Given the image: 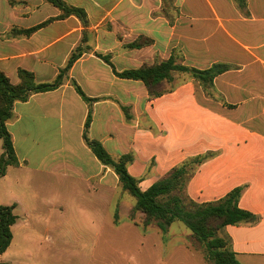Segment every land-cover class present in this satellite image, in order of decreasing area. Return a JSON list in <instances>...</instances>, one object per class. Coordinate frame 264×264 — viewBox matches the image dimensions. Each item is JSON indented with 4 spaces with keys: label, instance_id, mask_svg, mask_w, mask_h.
Here are the masks:
<instances>
[{
    "label": "crops",
    "instance_id": "0c3cea01",
    "mask_svg": "<svg viewBox=\"0 0 264 264\" xmlns=\"http://www.w3.org/2000/svg\"><path fill=\"white\" fill-rule=\"evenodd\" d=\"M62 1L86 12L87 29L76 17L60 19L61 11L45 0H0V72L11 84H19V70L52 83L76 49L84 50L61 87L14 104L6 128L18 166L0 178V206L16 205L26 225L33 213L56 214L61 231L71 212H106L112 226L120 227L123 216L127 230L148 238L137 200H127L117 174L87 146L91 114L88 138L115 160L133 157L127 171L141 192L197 158L202 162L184 190L190 201L216 203L242 188L238 207L253 218L218 236L241 264H264V0H246L244 10L233 0ZM139 41L149 43L131 47ZM172 56L200 71L230 68L214 79L212 96L198 81L174 73L173 88L151 99L143 82L116 74ZM3 146L0 140V157ZM44 180L53 185L44 199L27 189Z\"/></svg>",
    "mask_w": 264,
    "mask_h": 264
},
{
    "label": "trees",
    "instance_id": "16d2710c",
    "mask_svg": "<svg viewBox=\"0 0 264 264\" xmlns=\"http://www.w3.org/2000/svg\"><path fill=\"white\" fill-rule=\"evenodd\" d=\"M61 11L60 19L76 17L81 22L84 29L89 26L88 17L83 9H79L66 4L62 0H45ZM239 8L246 9V0H233ZM53 20H49L52 22ZM36 29L24 32L29 35ZM149 41H139L131 45L133 48H140L148 44ZM84 53L79 47L73 53L67 66L62 69L57 79L52 83H37L33 73L19 70V84L13 85L10 80L0 72V140L3 141V154L0 157V178L6 175L9 166H18V161L13 149L12 136L8 132L6 125L13 118V107L17 102H26L31 95L50 92L58 89L66 80H69L68 73L75 63ZM104 60L109 63L108 58ZM225 64H215L210 69L200 71L188 68L177 63L176 56H172L166 62L152 67L144 66L138 70H129L116 73L122 79L141 81L145 84L151 99L157 98L168 91L164 88L165 83L173 81V74H188L191 79L198 81L205 93L212 96V86L214 79L229 70ZM79 95L88 103L93 101L87 99L77 84L73 81ZM91 122L89 114L84 132V139L97 159L107 167H110L119 177L123 189L128 191L136 200V210L143 215V225L145 227L156 224L162 231L173 223H183L193 234V238L206 247V259L214 264H241L235 253L229 247L227 241L218 236V232L227 227L235 226L241 222L250 221L253 216L238 207L242 188H238L229 193L224 199L216 202L199 205L190 201L184 194L185 186L194 172L196 165L202 159H194L187 164L173 169L166 177L154 184L148 191L141 192L137 181L133 179L127 167L132 162L131 155H125L118 160L113 159L97 142L90 140L87 130ZM16 205L0 206V255L9 248L13 235L11 227L16 223L17 217L14 214ZM134 218V215H131ZM3 264V263H0Z\"/></svg>",
    "mask_w": 264,
    "mask_h": 264
},
{
    "label": "rangeland",
    "instance_id": "374dc122",
    "mask_svg": "<svg viewBox=\"0 0 264 264\" xmlns=\"http://www.w3.org/2000/svg\"><path fill=\"white\" fill-rule=\"evenodd\" d=\"M181 75L182 80L191 78L188 74ZM174 82L173 78L166 90L172 89ZM12 173V179L19 177L16 171ZM44 181H31L27 189L43 198L46 193L51 194L53 187ZM127 195L128 201L136 202ZM14 213L17 217L12 231L14 241L2 254L4 264H214L205 257L206 247L190 236V230L182 223L173 224L167 231L151 224L147 227L148 238L143 239L137 235L140 230L134 233L127 230L126 217H121L120 227L112 226L113 215L106 212L85 217L71 212L63 219L68 226L63 231L56 227V214L33 213L29 216L31 224L26 225L23 214L19 210ZM187 251L193 258L185 255Z\"/></svg>",
    "mask_w": 264,
    "mask_h": 264
}]
</instances>
